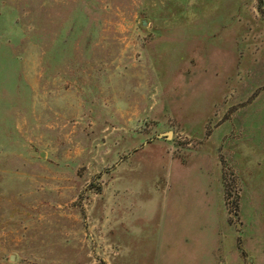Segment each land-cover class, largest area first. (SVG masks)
Here are the masks:
<instances>
[{
  "label": "rangeland",
  "instance_id": "rangeland-1",
  "mask_svg": "<svg viewBox=\"0 0 264 264\" xmlns=\"http://www.w3.org/2000/svg\"><path fill=\"white\" fill-rule=\"evenodd\" d=\"M0 264H264V0H0Z\"/></svg>",
  "mask_w": 264,
  "mask_h": 264
},
{
  "label": "water",
  "instance_id": "water-1",
  "mask_svg": "<svg viewBox=\"0 0 264 264\" xmlns=\"http://www.w3.org/2000/svg\"><path fill=\"white\" fill-rule=\"evenodd\" d=\"M171 136H172V132H166V133L159 134L157 138L158 139H162V138L169 139ZM10 260H12V257L10 258Z\"/></svg>",
  "mask_w": 264,
  "mask_h": 264
}]
</instances>
